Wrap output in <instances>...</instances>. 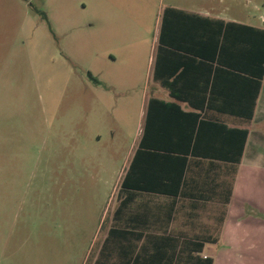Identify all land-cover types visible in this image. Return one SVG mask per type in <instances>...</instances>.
Masks as SVG:
<instances>
[{"label":"rangeland","instance_id":"1","mask_svg":"<svg viewBox=\"0 0 264 264\" xmlns=\"http://www.w3.org/2000/svg\"><path fill=\"white\" fill-rule=\"evenodd\" d=\"M185 2L264 27V0H0V264H89L140 134L156 15Z\"/></svg>","mask_w":264,"mask_h":264},{"label":"crops","instance_id":"2","mask_svg":"<svg viewBox=\"0 0 264 264\" xmlns=\"http://www.w3.org/2000/svg\"><path fill=\"white\" fill-rule=\"evenodd\" d=\"M221 14L194 2L170 3L157 13L146 67L150 92L123 175L143 136L149 99L176 109L169 113L160 105L154 114L164 132L147 138L158 146L143 151L141 168L151 187L122 189L119 183L108 226L89 264H208V258L212 264H264V76L250 119L216 111L213 99L208 104L213 79L208 18L244 23ZM219 75L225 78L215 90L228 79ZM196 114L248 131L238 163L191 152L197 142ZM148 157L154 159L149 165ZM175 157L187 160L183 175Z\"/></svg>","mask_w":264,"mask_h":264},{"label":"trees","instance_id":"3","mask_svg":"<svg viewBox=\"0 0 264 264\" xmlns=\"http://www.w3.org/2000/svg\"><path fill=\"white\" fill-rule=\"evenodd\" d=\"M162 39L163 28L160 33V40ZM212 63H214V67H212ZM211 69L213 79L208 104L213 99L216 111L250 119L264 76V27L208 18V70ZM221 73L228 76V79L221 80V85L226 83V86H223L222 90H215L219 80L225 78L223 77L225 75H219ZM156 76L157 71H155ZM219 76L221 77L219 78ZM167 85L171 86L170 83ZM160 105L166 106L169 113L176 109L173 104H164L157 99H149L143 136L138 143L127 172L121 179L120 186L122 189L141 190L151 187L150 183L152 182L147 183V180L141 176L143 173L141 168H143V164H146V159L142 153L148 149L147 147L158 146L156 143L147 141L149 136L164 132L162 128L157 126L154 115L159 110ZM195 117L198 120L197 142L192 144L191 152L197 156L208 157V155H212L215 157L213 159L238 163L248 131L227 127L220 122L209 119H199V114H196ZM175 152H177L176 155H182L178 151ZM175 158L181 162L180 173L183 175L184 164L187 160L182 157ZM153 160L148 157L147 165ZM153 188L155 187L153 186ZM207 262L212 264V259L208 258Z\"/></svg>","mask_w":264,"mask_h":264}]
</instances>
